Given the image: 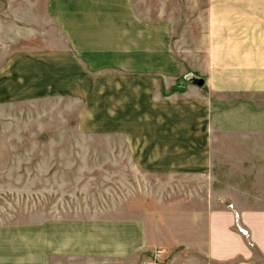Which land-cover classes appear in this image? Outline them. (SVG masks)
<instances>
[{
	"label": "crops",
	"instance_id": "1",
	"mask_svg": "<svg viewBox=\"0 0 264 264\" xmlns=\"http://www.w3.org/2000/svg\"><path fill=\"white\" fill-rule=\"evenodd\" d=\"M238 1L246 7L232 5ZM209 2V32L229 36L246 31V89L263 87L264 0ZM47 12L65 34L66 46L9 56L0 67V105H42L48 99L62 107L75 101L81 104V132L114 134L113 155L100 160L115 165V171L108 174L113 178L103 179L94 205L104 206L106 196L114 194L120 216H56L49 244L29 257L25 250L8 256L0 249V264L83 259L91 264H256L254 260L264 259V207L246 203V196H264V171L247 170L264 163V139L254 145L258 155L240 162L246 164L242 171H230L231 158L218 150L228 142L212 139L217 114L202 89L209 80L185 71L173 50L170 24L140 17L132 0H47ZM181 76L182 91L172 92ZM219 82L228 90L234 79L222 75ZM164 177L195 183L162 189V210L181 212L177 230L167 218L159 224L138 214L149 213L155 204L147 200L154 192L143 181ZM218 179L227 182L215 188ZM246 180L259 182L249 189ZM142 196L147 203H139ZM171 196L179 202L172 203ZM7 236L0 230L3 251L11 250L3 246Z\"/></svg>",
	"mask_w": 264,
	"mask_h": 264
},
{
	"label": "rangeland",
	"instance_id": "2",
	"mask_svg": "<svg viewBox=\"0 0 264 264\" xmlns=\"http://www.w3.org/2000/svg\"><path fill=\"white\" fill-rule=\"evenodd\" d=\"M132 1L140 17L170 24L173 50L184 62L185 71L209 80L202 89L210 96L217 114L211 122L212 139L228 142L227 148L218 150L231 158L230 171H242L246 164L240 162L246 161V155H258L254 145L257 139H264V86L252 84V88L246 89V31L239 30L229 36L209 32L210 0ZM232 5L246 7L242 1ZM66 43L65 34L48 15L47 0H0V67L9 56L21 50L62 48ZM222 75L234 79L228 84V90L218 83ZM183 82L181 76L171 91H180ZM213 84L219 87L213 90ZM20 102L0 105V230L8 235L3 246L11 250L3 251L5 247L1 246L0 249L8 256L14 255L15 250L19 253L25 250L29 257L45 242L49 244L50 223L56 216L109 218L119 215L114 194L106 196L104 206L94 205L103 191V179L112 177L108 174L115 171V165H104L100 160L105 155H113L115 135L81 132L78 128L81 104L75 101H65L62 107H58V101L48 99L42 105ZM52 110L56 115H43ZM255 113L259 115L254 116ZM84 156L91 158L86 162ZM247 170L264 171V163L248 165ZM143 182L144 187L154 192V197L149 196L147 200L155 204L149 213L138 214L150 215L159 224H164L167 218L172 229L177 230L181 212L176 208L162 210V189L193 187L194 180L164 177ZM226 182L218 179L214 186L218 188ZM239 182L230 181L233 185ZM256 182L259 181L246 180L247 188ZM173 197L172 203H178L177 196L167 198ZM259 197L246 196V203L264 207V201L261 202L264 196L260 201ZM145 198L140 197L139 203H147L143 201ZM68 261L64 264H69ZM70 261L91 264L84 259ZM150 262L160 264L157 260ZM253 262L264 264V259Z\"/></svg>",
	"mask_w": 264,
	"mask_h": 264
},
{
	"label": "water",
	"instance_id": "3",
	"mask_svg": "<svg viewBox=\"0 0 264 264\" xmlns=\"http://www.w3.org/2000/svg\"><path fill=\"white\" fill-rule=\"evenodd\" d=\"M199 85H202L203 84V79L199 80Z\"/></svg>",
	"mask_w": 264,
	"mask_h": 264
},
{
	"label": "built area",
	"instance_id": "4",
	"mask_svg": "<svg viewBox=\"0 0 264 264\" xmlns=\"http://www.w3.org/2000/svg\"><path fill=\"white\" fill-rule=\"evenodd\" d=\"M146 264H157L156 262H149V263H146Z\"/></svg>",
	"mask_w": 264,
	"mask_h": 264
}]
</instances>
